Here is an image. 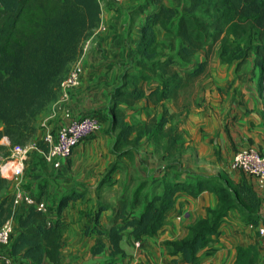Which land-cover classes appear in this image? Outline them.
Masks as SVG:
<instances>
[{
  "label": "trees",
  "instance_id": "trees-1",
  "mask_svg": "<svg viewBox=\"0 0 264 264\" xmlns=\"http://www.w3.org/2000/svg\"><path fill=\"white\" fill-rule=\"evenodd\" d=\"M147 7L151 10L141 26L140 57L136 61L139 68L131 75V87L120 82L113 89L108 113L95 109L84 114L108 122L107 132H115L111 151L116 160L106 169L103 181L118 167L117 158L130 157L144 136L154 142L163 158L182 153L183 139L176 127H166V110L158 117L132 123L126 120L125 109H133L141 101L160 104L174 98L188 81L206 73L215 45L220 62L234 63L236 70L251 62V73L259 72L264 94V0H174L173 4L145 0L140 8ZM101 14L100 0H0V162L9 158L13 146L30 141L37 149L29 152L27 160L35 153L44 159L47 146L40 139L43 126L39 118L58 99L62 80L82 54L84 41L100 25ZM157 28L168 36L169 52L163 58L158 50ZM198 55L203 57L193 62ZM180 66L183 74L177 68ZM151 74H157L160 81L144 89L142 83ZM153 186L155 191H150L149 181L143 180L133 192L131 204L142 205L138 217L124 214L128 200L121 199L113 216L114 220L120 219L119 224L112 223L107 232L101 229L99 207L91 224L84 227L87 235H105L106 242L100 239L93 248L96 254L107 244L108 258L102 264H116L125 256L120 241L126 229L136 241L155 235L165 221L166 211L181 193L197 197L209 191L217 198L214 208L207 207L205 214L189 225L188 235L167 242L173 248L170 254L180 255L186 264H197L200 251L213 250L210 242L219 236L221 223L230 211L236 210L246 225L258 228L264 224L262 198L255 180L241 171L235 182L221 171L194 181L164 177ZM9 187L10 180L0 175V227L15 215ZM27 187L26 191L40 201L45 181L39 180L36 193ZM82 196L83 191L72 189L63 193L57 213L69 200ZM49 220L47 214L27 206L18 217L19 231L14 234L12 230L8 244L0 246V264L5 256L23 264H59L61 223L56 218L47 224ZM258 241L259 234L247 246L237 247L233 264H258ZM172 263H176L174 258Z\"/></svg>",
  "mask_w": 264,
  "mask_h": 264
},
{
  "label": "crops",
  "instance_id": "crops-1",
  "mask_svg": "<svg viewBox=\"0 0 264 264\" xmlns=\"http://www.w3.org/2000/svg\"><path fill=\"white\" fill-rule=\"evenodd\" d=\"M119 4L121 1L117 3L120 8ZM117 10L102 12L100 25L84 41L78 58L83 66L79 86L70 92L63 106L53 102L42 113L40 124L43 120L48 122L41 131L55 129L63 122L62 108L69 109L76 116L95 109L108 113L113 89L128 71L134 72L139 68L135 60L139 58L141 26L145 20L141 18L140 22H134L131 13L125 12L126 8L120 12ZM101 27L104 29L99 30ZM208 68L211 72L207 77H210L214 90L212 99L206 101L209 104L204 108L211 116L208 117L205 110L206 113L201 114L197 121H179L191 135L190 147L180 154L163 158L154 142L144 136L132 149L130 157L117 158L118 167L103 181L106 169L116 160V155L111 151L115 132H107L108 122L101 120L102 129L76 145L58 167L42 159V154L30 156L21 187L29 191V186L30 191L36 193L39 180L45 181L40 201L49 205V219L59 218L61 223L59 264H102L108 258L107 244L101 252L93 253L97 241L103 239L106 242L105 235H87L84 227L91 224V218L99 207L101 229L107 232L112 223L119 224L120 219L114 220L113 216L121 199L128 200L124 214L138 217L142 205L131 204V199L141 181H149L148 189L155 191L153 184L164 177L194 181L196 177L225 171L235 182L240 171L230 168L233 155L249 146L264 151V94L260 90L258 72L253 74L243 67L236 70L235 64L226 70L210 65ZM215 69L218 70L216 74ZM130 112L131 109H125L128 122H131L127 115ZM2 141L5 143L7 139ZM10 184L13 185L11 180ZM11 185L8 190L10 198L14 192ZM71 189L83 191L84 196L69 200L58 214L56 207L60 196ZM259 194L262 198L260 213L264 219V189L259 190ZM216 204V196L209 191H203L197 197L181 193L166 211L165 221L155 235L136 241L129 234V228L123 232L120 247L125 256L116 264H174L172 258L175 264H186L180 255L170 254L173 248L167 242L188 235L189 225L203 216L207 207L214 208ZM26 208L23 202L14 207L15 215L11 218L14 234L19 231L18 217ZM257 235V228L244 224L240 214L232 210L224 217L219 236L210 242L213 250L200 251L197 264H233L237 247L247 246ZM258 249V264H264V243L260 237Z\"/></svg>",
  "mask_w": 264,
  "mask_h": 264
},
{
  "label": "built area",
  "instance_id": "built-area-1",
  "mask_svg": "<svg viewBox=\"0 0 264 264\" xmlns=\"http://www.w3.org/2000/svg\"><path fill=\"white\" fill-rule=\"evenodd\" d=\"M103 29L101 27L99 30ZM82 74L83 66L77 60L71 65L67 75L61 82L60 94L55 101L56 105L63 106V103L69 99L70 92L79 86ZM62 109L63 122L54 131L47 128L40 135V139L47 146V150L43 152L44 160L54 167H58L60 161L67 158L76 145L95 135L101 128V122L96 116L84 115L77 117L69 109ZM45 125V123L42 124L44 127ZM34 149H37L34 141H30L25 145L13 146L9 158L0 163V175L10 179L13 184L14 207L23 202L27 206H34L37 210L49 214L50 207L48 204L37 201L21 187V178L26 160L29 152ZM230 168L251 176L255 180L256 187L259 190L264 189V152H260L251 146L241 148L233 155ZM50 223V220L47 221V224ZM12 230V219L9 218L0 227V246L8 244ZM257 231L261 243H264V226H259ZM3 264H23V262L11 256H5Z\"/></svg>",
  "mask_w": 264,
  "mask_h": 264
},
{
  "label": "rangeland",
  "instance_id": "rangeland-1",
  "mask_svg": "<svg viewBox=\"0 0 264 264\" xmlns=\"http://www.w3.org/2000/svg\"><path fill=\"white\" fill-rule=\"evenodd\" d=\"M121 1L120 8L117 7V3ZM100 0L101 6H102V12H106L108 10H114L121 11L123 8H126L127 11L131 13V18L134 22L139 21L143 18L145 20V15L151 10V7H147L145 9H141L140 5L145 2V0ZM166 4H173L174 0H164ZM141 9V10H140ZM127 30L130 32V28L128 27ZM157 33V39H158V50L160 51V56L163 58V55L169 52L168 49V36H165V34L159 29H156ZM218 48L215 45L213 49L211 50L210 56H209V63L211 67L220 68L224 67V70L229 69L234 64H227L220 62L218 55ZM137 57H140L139 53L137 54ZM203 55H198L194 58L193 62L198 61ZM137 61V60H135ZM215 61V65L214 64ZM186 67V66H185ZM189 67V66H188ZM246 71H250L252 66L251 62H246L242 65ZM179 69V73L183 74V70L180 67H177ZM207 71L205 74H203L200 78L195 80H190L187 82L185 87L180 89L176 96L174 98H169L165 100L163 103L160 104H153L151 102L145 103L143 101L137 103L134 105V108L131 109V112L128 113V118L132 123H139L143 122L144 120H147L149 117L153 116H160L161 113L166 110L167 111V118H169V123L166 124V127H176L177 133L180 135V137L183 139V147L184 151L186 148L190 147V138L191 135L186 127H182L180 125L181 121H197L199 117H202L204 113L208 112V117L211 116L210 112L207 111L204 106L206 104H209V102L206 103V101L211 98V93L214 90L212 87V84L209 82L210 77H207V75H210L209 68L207 67ZM215 69V74L216 71ZM223 69V68H222ZM209 71V73H208ZM136 73V71H128V73L125 75V77H122V80L120 79V82L127 83V87H131V81H132V74ZM254 74V73H253ZM259 74V72H258ZM223 75V74H221ZM160 81V77L157 74H151L150 79L143 82L142 86L144 89L156 85ZM197 81V82H196ZM217 88V87H216ZM218 89V88H217ZM221 93V90L218 89ZM223 91V90H222ZM224 92V91H223ZM206 110V112H205ZM202 114V116H201ZM138 115V116H137ZM43 122H48L44 121ZM42 122V123H43ZM41 123V124H42ZM102 129V128H101ZM100 129V130H101ZM5 143H8L5 142ZM257 149V148H256ZM1 163V162H0ZM27 171V166L24 170V173ZM11 185V184H10ZM13 185H11V188Z\"/></svg>",
  "mask_w": 264,
  "mask_h": 264
}]
</instances>
